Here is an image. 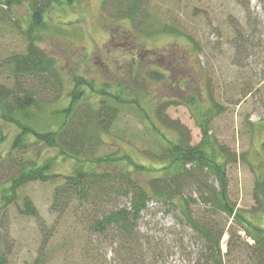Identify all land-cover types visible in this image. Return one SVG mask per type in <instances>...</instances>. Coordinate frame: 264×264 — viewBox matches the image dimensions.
Listing matches in <instances>:
<instances>
[{
  "label": "rangeland",
  "instance_id": "obj_1",
  "mask_svg": "<svg viewBox=\"0 0 264 264\" xmlns=\"http://www.w3.org/2000/svg\"><path fill=\"white\" fill-rule=\"evenodd\" d=\"M261 3V0H143L138 12L141 24L136 28L129 20L115 16L119 11L123 13V8L111 0H77L72 6L54 7L46 13L38 46L55 59L63 72L66 79L63 96L71 87L73 73L93 84L94 90L86 91L91 101L96 100L100 89L110 92L105 83L116 87L126 81L124 87L127 91L134 87V96L140 99L149 115L153 114V93L161 84L154 80L148 88L142 78L151 69L160 70L167 77L162 81L166 91L162 94L176 101L166 113L187 128L191 145L200 142L201 133L184 100L195 90L203 93L200 99H206L204 80L209 82L212 98L221 107L211 120L209 134L238 157L226 167L229 197L253 225L264 227V215L251 216L248 212L253 206L254 177L264 175L261 149L264 142V9ZM10 17L17 20L16 24L25 26L29 19L27 0L10 9L0 5V64L12 54H23L27 45L26 39L12 26L14 21ZM230 23L251 35L254 44L246 53H237L230 44L234 34ZM131 32L134 39H122L126 34L131 37ZM138 72L137 79L132 73ZM179 77L185 78L189 86L181 94H169L168 89L179 85ZM12 83L8 69L0 66V84L12 87ZM200 87L204 91H199ZM42 99L39 108L33 109L36 124L44 130L56 128L61 122V115L56 111L67 100L61 96L58 101H52L46 92ZM2 127L7 138L0 144V156L5 157L14 129L9 125ZM146 129L147 124L138 112L127 106L118 115L112 133L123 139L118 141V146L136 162L157 165L154 153L159 152V147ZM161 130L166 129L161 127ZM165 134L173 136L168 131ZM104 139L114 151L111 136ZM26 156L40 164L53 158L51 173L59 177L25 184L15 190L9 204L3 203L0 195V264H127L116 253L115 243L88 234L85 223L71 209L61 216L51 212L53 190L62 183L61 175L71 174L73 161L39 145L32 146ZM0 180L1 190L6 186L5 177ZM25 199L32 202L37 217L21 213ZM229 227L235 237L228 242ZM139 233L143 236V256L138 264H195L199 259L201 248L196 235L178 224L160 205L150 202L141 213ZM242 241L251 244L240 226L228 220L220 240L224 264L247 263L244 252L240 251ZM198 264H206V260Z\"/></svg>",
  "mask_w": 264,
  "mask_h": 264
},
{
  "label": "trees",
  "instance_id": "obj_2",
  "mask_svg": "<svg viewBox=\"0 0 264 264\" xmlns=\"http://www.w3.org/2000/svg\"><path fill=\"white\" fill-rule=\"evenodd\" d=\"M76 1L27 0L29 19L25 26L16 24L17 20L10 17L14 21L12 26L26 39L27 45L23 54H12L0 64L13 78L12 87L0 84V144L7 138L2 125L14 129L9 150L5 157L0 156V179L5 177L6 183L0 190L3 203L9 204L14 199L15 190L29 182H46L59 177L51 173L53 158L40 164L26 156L32 146L39 145L71 159L74 165L71 174L60 176L62 183L53 190L51 212L61 216L71 209L72 214L85 223L88 234L98 240L115 243L116 253L127 264H138L142 259L143 236L139 233V221L150 202L160 205L178 224L196 235L201 253L195 264L204 259L206 264H224L220 240L230 219L251 241V244L243 241L240 244V251L248 260L246 264H264V227L253 225L240 213L228 193L226 167L235 163L238 157L209 134L212 118L221 111L220 105L212 98L209 82L204 80L205 100L199 98L203 93L199 94L197 90L187 94L184 100L201 133L200 142L196 145L190 144L187 128L178 120L170 119L166 113L169 105L176 101L162 94L166 92L162 82L166 76L160 70L151 69L145 75L150 80L145 76L142 78L148 88L154 80L161 84L153 93L151 115L134 96V87L128 91L124 87L126 81L123 85L116 84V87L105 83L104 87L114 88L115 92L100 89L96 100L91 101L86 91L94 90L93 84L73 73L69 91L66 96L61 94L66 79L55 59L39 48V34L44 28L45 15L51 8L72 6ZM111 1L123 8V13L119 11L116 17L129 20L136 28L140 26L138 12L143 0ZM20 2L0 0V5L10 9ZM261 2L264 9V0ZM245 11L248 12V8ZM230 25L234 32L230 44L237 53H246L254 44L251 35L241 31L237 24ZM162 32L179 33L175 30ZM132 35L131 32V37L126 34L122 39L130 41L134 39ZM134 74L138 79L139 72ZM177 82L179 85L175 89H168L169 94H181L189 86L183 77H179ZM199 86H202L201 80ZM199 91H204L203 87ZM45 92L55 102L61 96L66 98L67 104L56 111L61 115L60 124L44 130L37 126L33 109L39 108ZM159 94L162 96H157ZM127 106L138 112L147 124V134L159 147V152L154 153L157 165L136 162L118 146V141L123 139L113 135L112 127L121 110ZM161 127L173 136L166 137ZM106 136L113 139L114 151L105 142ZM105 147L106 151L100 152ZM261 149L264 153V142ZM254 178L253 206L248 212L251 216H259L264 215V175L256 174ZM21 213L37 217L29 199L22 201ZM230 227L227 230L228 242L235 237Z\"/></svg>",
  "mask_w": 264,
  "mask_h": 264
}]
</instances>
